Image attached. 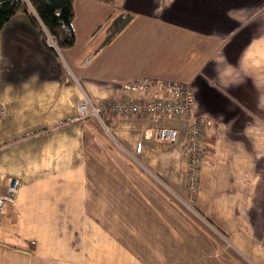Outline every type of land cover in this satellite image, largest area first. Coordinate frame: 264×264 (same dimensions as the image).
Masks as SVG:
<instances>
[{"label": "crops", "instance_id": "crops-1", "mask_svg": "<svg viewBox=\"0 0 264 264\" xmlns=\"http://www.w3.org/2000/svg\"><path fill=\"white\" fill-rule=\"evenodd\" d=\"M114 7L131 20L95 51L92 76L74 74L62 60L70 48L44 39L25 14L0 31V193L9 177L21 181L0 223V264H148L150 228L183 227L135 213H181L190 201V120H164L181 134L164 143L144 138L146 117L109 115L106 127L77 119L86 95L109 98L145 76L189 83L193 115L213 120L191 203V223L207 232L190 242V264H264V0Z\"/></svg>", "mask_w": 264, "mask_h": 264}, {"label": "built area", "instance_id": "built-area-1", "mask_svg": "<svg viewBox=\"0 0 264 264\" xmlns=\"http://www.w3.org/2000/svg\"><path fill=\"white\" fill-rule=\"evenodd\" d=\"M49 37L54 43L52 37ZM118 86L117 94L113 93L111 97L99 101L86 95L77 104V119L85 120L95 116L106 127L105 117L109 115L146 117L150 119L151 126L144 130V138L164 143H176L181 135L178 127L162 125L164 120H190L184 154L188 162L187 191L190 197L188 203L191 204L199 188V176L205 156V133L213 123L212 118L203 114L193 115L196 97L189 83L145 76L123 81ZM5 114L6 108L0 102V126ZM20 186V179H7L4 190L0 193V223L9 205L16 200Z\"/></svg>", "mask_w": 264, "mask_h": 264}, {"label": "rangeland", "instance_id": "rangeland-1", "mask_svg": "<svg viewBox=\"0 0 264 264\" xmlns=\"http://www.w3.org/2000/svg\"><path fill=\"white\" fill-rule=\"evenodd\" d=\"M104 2L105 0H99ZM122 0H116L119 3ZM110 5L98 3L97 0H75V19L74 24L77 32V41L74 47L62 51V60L67 63L78 74V68H83L88 76L94 74L95 61L97 60L96 50L100 49L99 46L106 41L109 34L113 30V24L119 21L124 11L119 12V8L114 7L115 0L109 1ZM126 16L128 13L125 14ZM130 16H132L130 14ZM129 24V23H128ZM127 24V25H128ZM126 25V26H127ZM50 40V37H48ZM51 41V40H50ZM83 64V65H82ZM67 68V66L65 65ZM91 116L90 118H94ZM97 118V117H95ZM98 119V118H97ZM99 120V119H98ZM100 121V120H99ZM101 122V121H100ZM106 129V128H105ZM107 133L108 131L105 130ZM109 134V133H108ZM96 142H99L97 140ZM91 143V142H89ZM186 158V156L184 157ZM186 167V177H187ZM188 192V191H187ZM182 210L179 212H150L148 213H135L136 219H152L155 220H170L180 219L183 221V227L179 228H164V227H151L148 242L144 243L147 250L144 253L150 255L148 264H190V242L199 243L206 235V228L191 223V217L195 215L192 207L193 204L182 203ZM190 213V214H189ZM177 222L178 220H172ZM188 224L190 227H188ZM142 229L134 228V239H137L136 233ZM191 236L194 238L191 239ZM140 240L141 238L138 237ZM196 241V242H195ZM135 248L141 249V243L135 244ZM196 253H194L195 255Z\"/></svg>", "mask_w": 264, "mask_h": 264}, {"label": "trees", "instance_id": "trees-1", "mask_svg": "<svg viewBox=\"0 0 264 264\" xmlns=\"http://www.w3.org/2000/svg\"><path fill=\"white\" fill-rule=\"evenodd\" d=\"M74 3L75 0H0V31L15 15L25 14L39 29L44 39L51 36L58 49L71 48L77 40ZM125 14L123 13L119 21L113 24V30L107 41L129 23L131 16Z\"/></svg>", "mask_w": 264, "mask_h": 264}]
</instances>
